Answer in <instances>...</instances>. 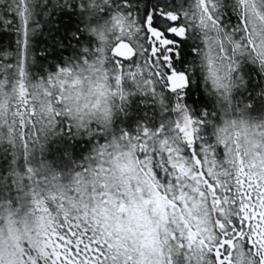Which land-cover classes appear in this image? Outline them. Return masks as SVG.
Wrapping results in <instances>:
<instances>
[{"label": "trees", "instance_id": "obj_1", "mask_svg": "<svg viewBox=\"0 0 264 264\" xmlns=\"http://www.w3.org/2000/svg\"><path fill=\"white\" fill-rule=\"evenodd\" d=\"M194 1L0 0V256L21 264H50V257L48 261L38 251L43 230L39 217L45 209L55 224L49 235L55 236L57 243L53 246L44 241L46 251L52 254L57 247L63 256L56 264H78L85 258L72 245L76 234L71 236L69 224L83 214V188L111 146L108 137L88 136L82 126L85 122L68 115L60 84L83 74L88 65L100 66L113 80L115 58L101 44V36L115 16L141 30L149 22L164 33L167 21L161 15H176L182 22V12ZM211 1L219 37L244 47L239 3L227 0L224 3L230 5L226 6L220 0ZM190 30L175 41L169 55L172 70L186 75L188 87L170 94L154 69L142 73L148 84L145 88L138 75H133L122 84V100L116 112L113 104L114 115L109 121L115 132V116H129V125L111 135L117 139L126 134L143 137V129L153 135L156 148L150 167L162 183L163 172L168 176L170 169L165 161L169 147L158 148L156 137L171 122L170 98L176 94L190 119L199 124L198 138L209 141L201 147L199 144L193 154L202 168L208 163L206 159L213 157L219 177L225 150L214 142L222 126L244 118L248 125L262 127L257 130L260 135L264 133L262 58L247 45L245 57L235 50L234 64L213 67L201 34ZM226 50L230 60L233 54L230 48ZM137 58L138 53L130 62ZM23 89L25 100L21 99ZM87 127L102 130L94 124ZM176 149L183 156H191L185 145ZM202 264H212V257L206 262L203 259Z\"/></svg>", "mask_w": 264, "mask_h": 264}, {"label": "rangeland", "instance_id": "obj_2", "mask_svg": "<svg viewBox=\"0 0 264 264\" xmlns=\"http://www.w3.org/2000/svg\"><path fill=\"white\" fill-rule=\"evenodd\" d=\"M225 1L220 0V4L229 6ZM236 1L246 40L244 47L219 37L211 0H195L182 12V23L191 29V33L201 34L212 66L216 68L234 64L235 50L240 57H245L247 45L264 61L263 1ZM147 36L146 29L141 30L134 23L115 16L102 31L101 44L110 51L114 44L126 40L133 45L140 59L134 63H121L115 58L113 80L100 66L88 65L83 74L74 75L60 84L68 115L75 121L85 122L80 125L87 128L88 136L108 137V146H111V150L99 159L89 185L83 188L84 196L80 201L83 214L69 224L71 236L77 235L72 245L85 256L78 264H202L203 257L216 253L215 246L219 242L216 221H221L225 229L236 227V224L242 227L248 222L244 242L261 259L264 251V133L261 137L257 131L260 126L248 125L244 118L230 120L222 126L214 142L225 150L223 171L226 174L219 177L213 157L206 159L208 163L202 168L193 154L199 144L201 147L209 141L198 138L199 124L190 119L176 94L170 98L173 105L171 122L166 129L159 130L156 137L158 148L166 147L167 150L169 147L165 161L170 169H167L168 176L161 169L163 183L150 167L152 150L156 148L153 135L143 129L140 138L128 134L124 138H115L121 126L129 125V116L125 115L115 116V132L109 122L114 115L113 104L116 112L122 100L121 86L126 79L137 74L145 88L148 84L142 73L154 69L165 88V76L173 69L171 60H164L165 50L152 56L149 44L148 49H144ZM228 47L233 54L230 60L227 59ZM25 94L23 89L22 100L26 99ZM91 124L102 130H89L87 126ZM181 145L191 153L189 158L176 149ZM209 186L217 188L216 198ZM216 199L220 201L218 206ZM252 207L259 210V214L256 211L249 213ZM231 213L238 216L240 213L239 219L234 220L236 224ZM39 219L43 230L38 251L46 259L50 257V261L47 259L50 264L60 263L63 256L58 249L56 251L57 247L52 254L46 251L45 242L57 244L55 236L49 235L50 228L55 225L52 217L44 209ZM236 245L235 251H241L242 242ZM204 252L208 253L204 255ZM261 261L264 264V260ZM0 264L21 263L12 257L0 256Z\"/></svg>", "mask_w": 264, "mask_h": 264}, {"label": "flooded vegetation", "instance_id": "obj_3", "mask_svg": "<svg viewBox=\"0 0 264 264\" xmlns=\"http://www.w3.org/2000/svg\"><path fill=\"white\" fill-rule=\"evenodd\" d=\"M175 16V15H174ZM178 17V16H177ZM162 18V16H161ZM163 20L167 21V25L166 28L164 29V38L170 39L172 41V45L167 46V47H161L160 44H158L157 42L153 41V40H148V37L146 39V43L149 44V46L151 48H154L156 53L159 50H167L168 48L173 47V45L175 44V41L177 40L174 36H170L168 34V31L172 28H179V27H185L186 28V33L188 32V28L187 26H185L179 19L175 22V23H171L169 20L162 18ZM164 60L170 61V57L169 55H167L166 57H164ZM124 63V62H121ZM220 174L224 175L226 174L225 171L221 170ZM213 190H210L213 194V196L216 198L217 197V193H216V187L212 186ZM264 191V188H263ZM259 196V195H258ZM257 198V194L254 195V199ZM216 206L219 205V200L216 199ZM256 211L257 214H259V210H256L255 207H252L249 210V213ZM239 212V211H238ZM231 217L233 219V223L236 224L234 222V220H238L240 217V213L239 216L237 214H232L231 213ZM245 218H247L245 216ZM257 217H255L253 219V221L256 219ZM232 224V223H231ZM248 225L249 223L246 222V224H244L242 227H240L238 224H236V227H233L231 229H225V225L221 222V221H216V226L219 230L218 233V240L219 242L216 244V253L214 255H208L207 257H212V264H262V259L264 260V251L261 252L260 258L257 256V254L255 253V251H250L249 249V245L248 243H245V239H246V232L248 230ZM239 235L237 237V239L231 244V246H228L226 244V241L232 239L234 236ZM245 241V242H244ZM238 242H242V250L241 251H235L236 247H237V243ZM245 243V244H244ZM208 252H204V255H206ZM239 255V256H237ZM206 257V258H207ZM206 258L203 257V259H205L206 262Z\"/></svg>", "mask_w": 264, "mask_h": 264}, {"label": "water", "instance_id": "obj_4", "mask_svg": "<svg viewBox=\"0 0 264 264\" xmlns=\"http://www.w3.org/2000/svg\"><path fill=\"white\" fill-rule=\"evenodd\" d=\"M162 18L169 20L171 23H175L178 20L177 16L174 15H161ZM145 29L148 34V40H153L160 44L161 47H167L172 45V41L170 39L164 38V34L162 31L153 29L150 26V23L147 22L145 25ZM168 34L170 36H174L177 40H182L185 37L186 34V28L185 27H179V28H172L168 31ZM173 52V49L168 48L166 53L171 54ZM110 55L116 59H118L121 62H128L131 61L135 56V49L133 46L127 42V41H119L116 44H114L110 50ZM150 55H155V49L152 48L150 51ZM166 81V91L168 93H175L178 91H184L188 87V79L186 75L182 72H176L175 70H171L165 77ZM211 190H213L212 186H209ZM239 235L237 234L232 239L226 241V244L228 246H231V244L237 239Z\"/></svg>", "mask_w": 264, "mask_h": 264}, {"label": "bare ground", "instance_id": "obj_5", "mask_svg": "<svg viewBox=\"0 0 264 264\" xmlns=\"http://www.w3.org/2000/svg\"><path fill=\"white\" fill-rule=\"evenodd\" d=\"M176 16V15H175Z\"/></svg>", "mask_w": 264, "mask_h": 264}]
</instances>
